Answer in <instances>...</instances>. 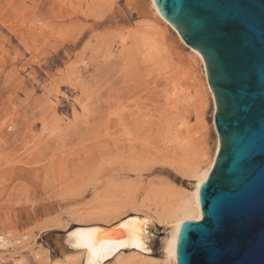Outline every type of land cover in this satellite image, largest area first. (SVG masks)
Here are the masks:
<instances>
[{
    "label": "rangeland",
    "instance_id": "obj_1",
    "mask_svg": "<svg viewBox=\"0 0 264 264\" xmlns=\"http://www.w3.org/2000/svg\"><path fill=\"white\" fill-rule=\"evenodd\" d=\"M148 19L126 0H0V234L21 240L3 264L15 257L24 264H121L133 251L150 262L164 258L165 229L152 221L162 234L149 236L144 246L109 253V234L149 221L144 203L150 186L192 187L177 161L155 151L153 140L175 132L188 140L191 160L205 153L204 166L218 138L202 67L169 27L163 53L169 84L159 86L166 98L155 96L158 130H129L138 141L132 148L122 146L125 134L109 133L113 88L136 84L131 34L148 29ZM116 75L125 79L109 85ZM132 199L136 209L111 212ZM93 236L108 242L106 249L78 256L82 240Z\"/></svg>",
    "mask_w": 264,
    "mask_h": 264
},
{
    "label": "water",
    "instance_id": "obj_2",
    "mask_svg": "<svg viewBox=\"0 0 264 264\" xmlns=\"http://www.w3.org/2000/svg\"><path fill=\"white\" fill-rule=\"evenodd\" d=\"M155 1L203 59L218 138L201 218L179 228L177 264H264V0Z\"/></svg>",
    "mask_w": 264,
    "mask_h": 264
},
{
    "label": "bare ground",
    "instance_id": "obj_3",
    "mask_svg": "<svg viewBox=\"0 0 264 264\" xmlns=\"http://www.w3.org/2000/svg\"><path fill=\"white\" fill-rule=\"evenodd\" d=\"M126 5L134 10L137 15H144L150 18V20L148 19L146 21L148 23L146 24L148 29L142 30L135 28L131 34L132 46L135 48V53L137 55V59H133L132 64L139 61L135 65L137 76L134 81L136 84L130 86L121 85L119 88H113V91H111L116 96V99L113 105L109 104V133L112 135L119 134V136L125 134L126 137L125 139L123 138L125 143H122V146H124V148H132L136 147L138 141L136 142V140L127 136L129 130H133V134L135 131L147 130L151 131V134L153 131L154 134V132L158 130L159 116H156V112L154 111L160 106V99L155 96L159 95L160 92L163 93L161 91L162 88L159 90V86L161 84H169L170 79V74L166 70L164 60V54L168 52V44L164 33L167 27L175 33L176 39L190 49L192 57L200 63L204 76L205 89L209 93L213 104L214 98L207 82L204 62L201 55L197 50L183 42L177 30L162 17L156 5V1L148 0L149 8L145 5L143 0H126ZM159 24H162L163 29L158 26ZM124 42L123 39L121 41L122 46ZM120 79L123 80L125 77L123 75L120 77H117V75L116 77L114 76L112 80H109V85L116 84ZM110 88L111 87H109V89ZM141 92L143 93L141 94ZM162 96L166 98L164 93ZM165 103L167 102L165 101ZM182 125H184V122H182ZM115 139L118 140V138ZM153 141V144H155V147H153L157 153L165 157L170 155L174 162L177 161V167L182 171L183 176H188L193 180L192 187L190 190L186 191H175L165 185L158 187L150 186L147 189V203L145 202L144 205L146 209L150 210L149 221L144 224L140 223L138 225H133L131 232L125 231L124 227H122L119 232L115 230L114 233L109 234V253L116 252L130 245L144 246L145 241L150 238V235L145 232V227H152V222H154L157 226L165 229V235L161 238V251L164 258L159 263L150 262L146 260V258L149 257L145 255L141 257V253L133 251L132 253L134 255H132L127 262L121 264H177L175 246L181 223L185 220L196 221L201 218L198 189L213 165L216 151L210 160L202 166L201 164L205 162V153L202 152L198 159L191 160L189 157L191 155L188 153L190 150L188 140L183 141L181 138L177 139V137H175V132L172 133L171 131H167V134L163 139L159 140V143L155 140ZM113 145L118 147L116 141L113 142ZM217 149L218 142L216 145V150ZM126 202L127 203L115 204L116 206L111 204L112 206L114 205V208L111 209L109 207V209H111V212H114L116 216L121 213L125 205H130L131 208L136 209L134 199ZM111 212L109 211V213ZM5 235L6 238L4 237V233L0 234V249H6L8 246L14 247L12 239L17 240L18 237L9 238L11 235L6 233ZM21 237L26 238L27 236L23 235ZM86 240L85 242L82 240V251L78 253V256L82 255V253L85 252L84 250L88 252L91 249L92 251L95 250L94 252L96 254L99 250H105L108 244L103 238L96 236L89 237V239ZM20 241L21 240H19V242ZM120 253L121 251L119 253L117 252L114 258L117 259ZM91 254L93 255V252ZM103 257L104 255H101L99 258L97 257L96 261H100ZM2 260L4 261V258ZM24 263L25 260L23 258L13 259V264ZM0 264L2 263L0 262Z\"/></svg>",
    "mask_w": 264,
    "mask_h": 264
},
{
    "label": "built area",
    "instance_id": "obj_4",
    "mask_svg": "<svg viewBox=\"0 0 264 264\" xmlns=\"http://www.w3.org/2000/svg\"><path fill=\"white\" fill-rule=\"evenodd\" d=\"M27 67L28 68H31V65L30 64H28L27 65ZM4 237L6 238V235H5V233H4ZM9 238H13V237H9ZM19 238H17V240L16 239H12V242L14 243V245H17V244H19L20 242H19ZM12 247H10V246H8L7 247V249L6 250H3V248H1L0 249V254H1V257H0V262L3 264V258H6V256L9 254V250L11 249ZM16 258V257H15ZM18 258V257H17ZM12 263H13V261H12Z\"/></svg>",
    "mask_w": 264,
    "mask_h": 264
}]
</instances>
